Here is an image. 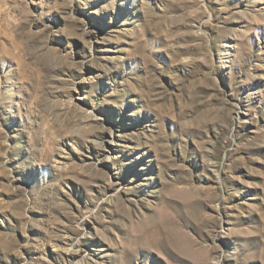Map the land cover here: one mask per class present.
<instances>
[{
    "label": "rangeland",
    "instance_id": "obj_1",
    "mask_svg": "<svg viewBox=\"0 0 264 264\" xmlns=\"http://www.w3.org/2000/svg\"><path fill=\"white\" fill-rule=\"evenodd\" d=\"M0 264H264V0H0Z\"/></svg>",
    "mask_w": 264,
    "mask_h": 264
}]
</instances>
